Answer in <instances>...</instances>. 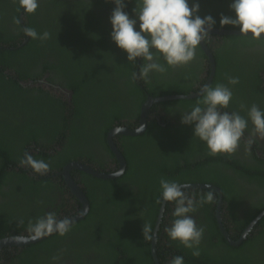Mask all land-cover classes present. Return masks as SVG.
<instances>
[{
  "label": "trees",
  "instance_id": "16d2710c",
  "mask_svg": "<svg viewBox=\"0 0 264 264\" xmlns=\"http://www.w3.org/2000/svg\"><path fill=\"white\" fill-rule=\"evenodd\" d=\"M71 1L40 0L36 11L39 13L23 14V23L20 22V13H0V239L9 235H27L28 221L48 212H54L60 219L65 217L61 214L68 215L70 207L62 203L63 193L67 194L61 185L63 182H56L50 176L74 161L88 159L99 163L105 154L117 160L106 143L108 129L136 127L138 124L132 123L138 119L140 108L148 97L188 95L195 91L193 86L202 78L197 65L205 66L206 56L199 47L194 67L170 68L163 75L153 74L148 81L133 80L132 73L138 72L141 61L138 59L137 65L128 63L126 54L111 41L109 17L112 12L61 13L69 8ZM97 1L85 0L83 5L76 0L81 7L86 6V10L91 7L99 12L95 4L99 3L103 9L113 11L112 3ZM230 3L231 0H200L199 15H212L216 29L232 30L234 28L230 26L221 28L219 25L221 14L234 15L229 10ZM134 7L133 0L125 8L130 17ZM13 9L21 10L17 2ZM24 27H32L38 33L47 31L50 38L32 40L23 34ZM211 36L206 45L215 60V73L209 85L227 84L224 74L231 71L229 75L239 79L233 90L250 91L248 98L239 103L251 106L262 102L264 43L241 35ZM212 38L220 43L217 49L212 46ZM26 40L27 43L19 47ZM71 48L75 53L67 51ZM4 71L16 75L6 77L2 74ZM45 74L52 84L54 77L63 79L65 88L72 91L70 105L41 86L32 91L23 89V82L41 79ZM185 74L191 75L190 78ZM199 98L152 104L150 114L157 115L158 109L164 112L160 118L164 126L151 118L142 135L122 138L132 142L134 147L139 146L136 152L149 146L143 157H140L141 152L137 156L124 152L125 172L112 180L80 172L83 179L79 183L89 202V211L84 218L74 222L64 237L53 234L43 241L4 248L0 252V264H8L12 256L11 264H25L34 258L36 264H45L49 261L46 258L54 260L61 255L80 264H155L152 242L144 239L143 225L148 223L153 228L156 222L161 207L156 203L161 177L219 188L222 193L221 213L227 216V221L222 223L229 237L236 241L256 214L264 210L261 202L251 206L252 209L241 204V200H245L241 193L246 184L259 183V187L264 188V166L260 163L264 162L252 159L242 163L234 155L209 156L205 145L197 138L179 137L186 131L184 126H176L181 125V115ZM56 104L58 108L54 107ZM233 109L236 108L230 103L227 110ZM169 115L174 119L173 124ZM43 125V129L50 133L40 128ZM47 149L55 151L54 157L44 153ZM35 150L40 154L29 153ZM25 152L49 162V172L43 176H29L28 171L19 165ZM137 165L142 169H132ZM16 167L19 171L15 170ZM55 186L57 193L47 211L43 208L41 190L46 191V196L55 191ZM190 191L200 193L207 189L191 188ZM218 198L216 194L213 203L204 205L193 214L197 225L205 229L199 257H193L190 250L171 242L162 232L166 212L163 214L155 244L159 264H170L174 256H183L184 264H264V215L239 246H232L222 235L215 218ZM232 203H240L241 217ZM253 210H257L256 214ZM21 220L23 224H20ZM121 221L125 223L121 224ZM80 248L83 253H77Z\"/></svg>",
  "mask_w": 264,
  "mask_h": 264
},
{
  "label": "clouds",
  "instance_id": "9594fccd",
  "mask_svg": "<svg viewBox=\"0 0 264 264\" xmlns=\"http://www.w3.org/2000/svg\"><path fill=\"white\" fill-rule=\"evenodd\" d=\"M106 2L114 5L109 17L111 41L126 54L128 63L137 65L136 61H141L138 72L132 73L133 80L148 81L153 74L163 75L170 68L191 64L196 59L198 48L212 37L211 32L216 27V20L212 15H199L200 0H192L191 5L190 0H134L132 17L125 8L133 0ZM17 4L24 15H32L39 8L40 0H17ZM229 10L234 15L221 14V28L230 26L238 29L239 35L257 43H264V0H231ZM15 22L19 24V21ZM22 31L32 40L44 41L50 38L49 32L38 33L32 27H24ZM227 80V84L203 85L200 90H195L194 92L200 91V98L180 119L182 125L192 127L193 137L202 142L207 149V155L213 157L234 155L241 146L245 132L249 131V124L252 127L244 141L245 152L250 154L252 145L258 140H264V109L257 104L250 107L241 105L246 116L238 111H227L233 100V87L239 84V79L228 77ZM70 103L71 100L68 104ZM138 131H143V126ZM19 165L30 168L34 174L41 176L50 170L49 162L36 159L28 152L19 160ZM203 188L207 191L193 193L190 191V181L161 177L160 195L156 200L161 205L157 219L159 216L162 219L165 213L161 211L162 208L164 210L169 205L174 206L168 221L170 226L165 228V232L171 242L190 250L193 257L201 255L200 245L205 231L203 226L197 225L193 214L204 205L213 203L217 194L211 184H205ZM64 215L65 213L61 214ZM156 222L153 228L151 224L144 223L145 240L153 239ZM23 223L21 220L20 224ZM73 223L69 217L60 219L54 212H48L28 221L27 236H16L14 239L28 242L53 234L64 237L71 231ZM159 230L160 227L157 232ZM170 264H184V257L174 256Z\"/></svg>",
  "mask_w": 264,
  "mask_h": 264
},
{
  "label": "flooded vegetation",
  "instance_id": "af4514ba",
  "mask_svg": "<svg viewBox=\"0 0 264 264\" xmlns=\"http://www.w3.org/2000/svg\"><path fill=\"white\" fill-rule=\"evenodd\" d=\"M73 1V0H72ZM71 1V2H72ZM98 1H101V0H98ZM97 1V2H98ZM16 2H17V0H14V1H10V0H0V13H20L19 14V17H20V22L21 23H23V21H22V16H23V11L22 10H19V11H17V10H15V9H13L14 7H15V4H16ZM93 3H94V1H93ZM95 4H97V8L99 9V12H97L96 11V9H93V8H91V7H89V9H85V7L82 5V7L78 4V3H76L75 2V0H74V2L69 6V8L66 10V11H63V12H61V13H101V12H104V13H109V12H112V11H110V10H107V9H103L101 6H100V4L99 3H95ZM12 10V11H11ZM109 11V12H108ZM222 12H225V11H222ZM11 13L9 14V15H11ZM35 13H39V12H35ZM40 13H42V11H40ZM9 23H12L13 25H14V23L13 22H9ZM12 24H10V27L12 28L13 27V25ZM27 43V40L26 41H23V44H21V45H19V47L20 46H23L24 44H26ZM217 39L216 38H212V46H213V48L214 49H217V47H219L220 46V43L218 42L217 44ZM205 45H206V42L204 43ZM206 48L208 49V51L210 52V53H212L211 52V50L208 48V46L206 45ZM200 49H201V47H200ZM202 50V49H201ZM67 51H69V52H72V53H75L73 50H72V48L71 49H68ZM203 51V50H202ZM77 54V53H76ZM205 54V53H204ZM206 56V55H205ZM208 57H206V60H205V63H204V65L205 66H202V65H200V66H198L197 65V68L199 69V70H197L200 74V76L202 77V78H200L201 80L198 82V84L194 87L193 86V88L195 89V90H200L201 89V87L203 86V85H205V83H206V81H207V78L211 75V64L208 62V59H207ZM245 60V59H244ZM196 61H197V58L191 63V64H189V65H187L186 67H187V69L188 68H190V66L192 67L193 66V64H195L196 63ZM254 61V60H253ZM244 62V66L245 65H247V62H246V60L245 61H243ZM194 67V66H193ZM195 70H196V67H195ZM195 72V71H194ZM186 73V72H185ZM214 73H215V69H214ZM2 74L3 75H5L6 77H8V76H11V78H13V77H15V73L14 72H9V71H4V72H2ZM229 74H231V71L230 72H225V74H224V76L225 77H231ZM193 75V74H192ZM185 76H188L189 78H190V76L191 75H186L185 74ZM261 76L263 77V79H264V75H263V73H261ZM52 77H54V76H52ZM214 77V76H213ZM48 80V74H45L41 79H36V83H32V84H30L29 82H33V81H28L27 83L26 82H23L22 83V85H23V89H25V90H36V86H41V88L42 89H44V90H47V91H50L51 93H54L55 95H59L60 97H62V101H67V103H69L70 102V100H71V95H72V92L71 91H69V90H67L66 88H65V86H64V84H63V79L62 78H53V84L52 83H50V82H48L47 81ZM19 82H22V81H19ZM37 82H39V83H37ZM54 86V88H53V86ZM35 86V87H34ZM197 87V88H196ZM263 88H264V84H263ZM65 89V90H64ZM60 90H64L66 93H63V92H61ZM36 93H37V91H36ZM249 94H250V91L249 90H242V91H236V90H233V100L231 101V104H232V106H234L236 109H233V111H238V112H240V114L241 115H243V116H246V111H242L241 110V105H245V104H243L242 102L241 103H239V101L240 100H242V99H246V98H248V96H249ZM260 108H262V109H264V95H263V97H262V102H258V103H256ZM245 106H247V107H250L249 105H245ZM54 107H56V108H58L59 106H58V104H56ZM238 107H240V109H238ZM150 109H151V107H150ZM150 111V110H149ZM157 111V115L156 114H154V115H152V114H150V112H149V117L150 118H148V121H151L150 119L151 118H154L155 119V121H157V123H159L160 125H162V126H164V124L162 123V121L160 120V118H161V116L164 114V112H161L162 110L161 109H158V110H156ZM227 111H229V112H231L230 110H227ZM161 112V113H160ZM140 119H141V117H140V113H139V115H138V119L136 120V122H134V123H132V124H139V122H140ZM169 119H170V121H171V123L173 124V122H174V119L172 118V115H169ZM126 120H123V122H125ZM147 121V120H146ZM133 122V121H132ZM149 123V122H148ZM146 126H147V122H146ZM43 127H45V125H43V126H41L40 128H42V130L43 131H45L46 133H50L49 132V130L48 129H43ZM251 124H249V131L248 132H245V136H244V139L242 140V142H241V146H240V148L237 150V152L234 154V157L235 158H237L238 160H240V161H242V163H245V161H249V162H251V160L253 159V160H255V161H258V159H261V160H263V162H264V140H258L256 143H254L253 145H252V147H251V153L250 154H248V153H246L245 152V150H244V141H246L247 140V137H248V134H249V132L251 131ZM133 128V127H132ZM136 128V127H135ZM146 130V129H145ZM110 131H112V130H110V129H108V131H107V134H106V143L108 144V134H109V132ZM145 132V131H144ZM143 134V133H142ZM141 134V135H142ZM124 137H138V136H129V135H127V134H123V133H116L113 137H112V143H113V147H111L109 144H108V146H109V150L111 151V153L114 155V157H116V153H119L120 155H124V152H126L127 154H130V153H132L133 155H136L137 156V154L139 153V152H141V156L140 157H143V154H144V152L146 151V149L149 147V146H144L141 150H139V151H135V150H138V147L139 146H137V147H134L133 146V143L132 142H126L125 140H123L122 138H124ZM54 149H56V150H60V148L59 147H55ZM29 153H34V154H40V151L39 150H35V151H29ZM44 153L47 155V156H52V157H54V155H55V151L54 150H52V149H47L46 151H44ZM253 153V154H252ZM219 156V155H218ZM222 156H227V155H222ZM197 157H199V156H197ZM227 157H230V156H227ZM117 158V157H116ZM88 159H86V161L85 162H83L84 164H85V166H87V167H89V168H92L93 170H99L100 172H106V173H113V174H115L117 171H118V169H119V162H118V160H114V159H112V158H110V155H104L103 157H102V159L100 160V162L99 163H96V162H93V161H87ZM139 161V160H138ZM260 162V161H259ZM263 166H264V163H262V162H260ZM54 164H57L56 163V160H54ZM143 164V163H142ZM213 167H216V166H214L213 165ZM21 168H23V167H21ZM217 168V167H216ZM241 167H239L238 169H240ZM264 168V167H263ZM23 169H25L26 171H28L27 172V174L29 175V176H34V175H36V174H34L33 172H32V170L30 169V168H23ZM124 169H125V167H124ZM124 169H123V171H124ZM132 169H142V168H140L139 167V165H137L136 167H133ZM209 169H211V168H209ZM16 171H19V168H17L16 167V169H15ZM62 171V169H60V170H58L57 172H53L54 174L52 175V176H50V177H52L56 182H59V183H61V182H63V183H61V185L64 187V189H65V191L67 192V194L66 193H63V201H62V203L64 204V205H67V206H69L70 207V209H69V211H68V215H67V213L64 215L65 217H69V215L70 214H72L73 212H76V211H78V210H80V209H82V202H81V199L79 198V196L76 194V193H74L73 191H72V188L68 185V181H67V179H65L64 177H62V176H60L59 174H60V172ZM122 171V173H119L118 175H116V176H114L113 178H111V180L112 179H116V178H120L122 175H123V172ZM80 172H85V173H87L86 171H84V170H73L69 175L72 177V181L74 182V183H76V185L81 189V185L78 183L79 181H82V179H83V177L81 176V174H80ZM59 173V174H58ZM88 175L90 174V173H87ZM90 175H92V174H90ZM39 176V175H38ZM93 176V175H92ZM100 179H102V178H100ZM103 180H106V179H103ZM56 182H55V184H56ZM263 185H264V181H263ZM244 189H243V191H242V193H241V195H245V200L244 199H242L240 202H241V204L245 207V208H247V209H252V207L251 206H253V205H258V204H260V202L261 203H263L264 204V188H260L259 187V183H252V184H246L244 187H243ZM53 190H55V191H53L52 193H49L48 195H46L45 196V193H46V191H44V190H41V193H42V195H43V197H44V204H43V208L45 209V210H47L48 211V209H49V204L51 203V202H53V198H54V196L56 195V193H57V189H56V186L53 188ZM55 202V201H54ZM58 202H60V200L58 201ZM240 203H232V206H233V208L235 209V211L237 212L238 211V205H239ZM173 207L174 206H170L169 205V207H168V209H166V208H164V210H163V208L161 209V211H163V212H166V219L168 220V218L171 216V210H173ZM243 212V211H242ZM242 212L241 211H238V216L239 217H241V215H242ZM256 212H257V210H253V214L255 213L256 214ZM264 212V210L263 211H261L260 213H258V214H256V217H255V219H253L252 221H251V223L253 222V221H255V223H254V225L258 222V220L264 215H262L259 219H257L262 213ZM63 217V216H62ZM221 218H222V222H223V220H224V222L225 221H227V216L225 217V216H223V215H221ZM256 219H257V221H256ZM230 222V221H229ZM228 222V227L230 228V231H231V225H230V223ZM250 223V224H251ZM249 224V225H250ZM248 225V226H249ZM168 226H170V224H168V222L166 221V222H164V226H163V230H162V232H164V233H166L165 232V228L166 227H168ZM248 226H246V228H245V230H244V232L237 238V240L236 241H234L233 240V243H234V245H232V246H239L242 242H243V240L244 239H246V235L247 234H249V232L252 230V228L245 234V237L243 238V239H241L242 237H243V234L245 233V231L248 229ZM236 231L238 232V230L236 229ZM231 233H232V231H231ZM233 234V233H232ZM72 237V236H71ZM71 237H68L67 238V240H70V238ZM229 243V242H228ZM231 245V244H230ZM165 250V249H164ZM84 252V250H83V248H80V249H78L77 250V253H83ZM13 258V256L9 259V261H8V264H11V262H12V259ZM169 258V257H168ZM170 258H171V256H170ZM45 260H49V261H47L45 264H80V263H77V262H73L72 260L73 259H70V258H67L66 256H64V255H61V256H59V257H57L56 259H54V260H50V259H48V258H46ZM4 263H5V261H3ZM26 263H30V264H36L37 263V261H36V258H34L33 260H32V262H26ZM25 263V264H26ZM13 264H22V263H13ZM42 264H44V262H42ZM86 264V263H85Z\"/></svg>",
  "mask_w": 264,
  "mask_h": 264
},
{
  "label": "water",
  "instance_id": "95a60500",
  "mask_svg": "<svg viewBox=\"0 0 264 264\" xmlns=\"http://www.w3.org/2000/svg\"><path fill=\"white\" fill-rule=\"evenodd\" d=\"M211 35H239V30H235V29L225 30V29L214 28L213 31L211 32ZM201 49L205 53L206 57H208L207 58L208 62L211 64V71L212 72H211V75L207 78V81L205 83V85H209L213 76H214L215 60H214L213 54L208 51L205 44L201 45ZM33 82H29V83L32 84ZM53 88H54V86H53ZM64 90H60V91L63 93H66ZM199 96H200V91L199 92L198 91L191 92L188 95H165V96H161V97H157V98L148 97V99L143 103V105L140 108L141 119H140L139 124L136 126V128L135 127L134 128H128L125 126H120V127L114 128L108 134V137H107L108 138V144L111 147H113L112 137L116 133H123V134H127L129 136H139L142 133H144V131L147 127L146 122L148 121V118H150L149 117V112H150L149 110H150V107L152 106V104L170 101V100H177V99H192V98H196ZM141 126H143V131H138V129H140ZM116 157H117V160L119 162V169L115 174H113L112 172L106 173V172H100L99 170H93L92 168L85 166V164L83 162H80V161H74V162L68 163L66 166H64L62 168V171L60 172V174L58 173L60 176L67 179L68 185L72 188V191L79 196V198L81 199V202L83 204L82 209L77 214L69 217L74 222L84 218V216L87 214V212L89 210V203L87 201V198L85 197V195L81 191V189L76 185V183H74L72 181V177L69 174L73 170L77 169V170H84L87 173L92 174L94 177H98V178H102V179H111L114 176H116L117 174L122 173V171L125 167V160H124L123 156L120 155L119 153H116ZM203 185H205V184H193V185H191V188L204 190ZM212 186H213V189L217 192V195L219 197V199L217 200L216 206H215V217H216L217 224L219 226V229H220L222 235L227 239L229 244L234 245L233 240L229 237V235H228V233H227V231H226V229L222 223V218H221L222 193H221L219 188H217L214 185H212ZM263 214H264V212L257 219H259ZM257 219H256V221H257ZM160 220H161V217L159 216L157 219L156 225H155L153 239H151V242H152L151 243V245H152L151 252H152L153 258L155 260V264H159V261H158L157 256H156L155 244H156V236H157V230L159 227ZM254 223H255V221H253L248 226V229L245 231V233L243 234V237L241 239H243L245 237V234L254 226ZM16 236L9 235V236H6V237L0 239V252L4 248L20 247V246H24V245H29L32 243H36L38 241H43V240L48 238V237L43 238V239L38 240V241L23 242V241L15 240L14 237H16ZM21 236H27V235H21Z\"/></svg>",
  "mask_w": 264,
  "mask_h": 264
},
{
  "label": "rangeland",
  "instance_id": "374dc122",
  "mask_svg": "<svg viewBox=\"0 0 264 264\" xmlns=\"http://www.w3.org/2000/svg\"><path fill=\"white\" fill-rule=\"evenodd\" d=\"M81 4H85L86 2H85V0H78ZM73 2H74V0H73ZM75 2H76V0H75ZM77 3V2H76ZM176 126H184V125H176ZM184 129L186 130L185 132H184V136H180L179 135V137H182V138H194L193 137V131H192V127H189V126H184ZM183 130V129H182ZM121 224H124L125 222L124 221H121L120 222Z\"/></svg>",
  "mask_w": 264,
  "mask_h": 264
}]
</instances>
